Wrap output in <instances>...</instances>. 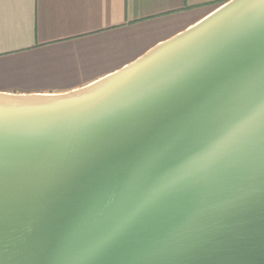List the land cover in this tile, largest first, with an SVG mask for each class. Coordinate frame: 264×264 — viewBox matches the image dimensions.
<instances>
[{
	"label": "water",
	"instance_id": "95a60500",
	"mask_svg": "<svg viewBox=\"0 0 264 264\" xmlns=\"http://www.w3.org/2000/svg\"><path fill=\"white\" fill-rule=\"evenodd\" d=\"M123 68L0 93V264H264V5Z\"/></svg>",
	"mask_w": 264,
	"mask_h": 264
},
{
	"label": "crops",
	"instance_id": "0c3cea01",
	"mask_svg": "<svg viewBox=\"0 0 264 264\" xmlns=\"http://www.w3.org/2000/svg\"><path fill=\"white\" fill-rule=\"evenodd\" d=\"M229 0H0V93L55 95L137 60Z\"/></svg>",
	"mask_w": 264,
	"mask_h": 264
},
{
	"label": "snow or ice",
	"instance_id": "6c2138e0",
	"mask_svg": "<svg viewBox=\"0 0 264 264\" xmlns=\"http://www.w3.org/2000/svg\"><path fill=\"white\" fill-rule=\"evenodd\" d=\"M230 3H233L234 0H229ZM260 3L262 5H264V0H260ZM253 4V0H249V2L247 4H245L244 6H248L250 7ZM261 111H264V106L261 107Z\"/></svg>",
	"mask_w": 264,
	"mask_h": 264
}]
</instances>
